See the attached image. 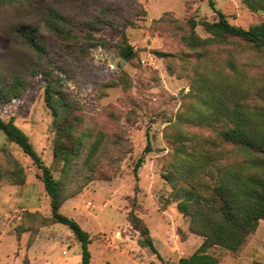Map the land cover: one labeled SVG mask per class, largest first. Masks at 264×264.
Returning <instances> with one entry per match:
<instances>
[{
  "label": "rangeland",
  "instance_id": "1",
  "mask_svg": "<svg viewBox=\"0 0 264 264\" xmlns=\"http://www.w3.org/2000/svg\"><path fill=\"white\" fill-rule=\"evenodd\" d=\"M214 1L215 9L233 25L248 29L264 21L263 14L254 13L241 0ZM49 7L62 9L79 23L100 18L108 24L93 33L96 40H90L84 27L74 28L73 40L64 39L45 29L43 17ZM215 9L209 0H44L39 11L29 14L18 5L0 6V80L19 76L28 83L18 99L0 107V116L15 119L55 178L63 180L65 195L73 194L60 212L90 234V264H174L203 242L189 230V218L177 210L178 199L164 178L173 155L166 135L190 84L183 74L189 68L182 72L177 60L172 74L171 58L158 55L184 50L177 31L155 21L166 16L182 23L190 17L213 22ZM28 24L39 26L43 34L42 56L17 33L18 27ZM197 32L206 36L202 27ZM122 34L136 51L129 62L118 54ZM51 69L65 78L63 91L80 119L79 129L91 136L88 143L99 139L101 144L90 164L78 161L67 177L62 163L53 157L65 110L59 99L56 114L47 107L45 82L35 72ZM1 150L21 163L26 183H4L0 188V264H81L83 248L71 230L47 221L51 205L41 171L0 132ZM141 156L144 162L135 173ZM6 166L0 152V168ZM131 212L149 229L160 257L141 244L139 231L129 221ZM209 253L219 264H264V222L237 253L220 247Z\"/></svg>",
  "mask_w": 264,
  "mask_h": 264
},
{
  "label": "trees",
  "instance_id": "2",
  "mask_svg": "<svg viewBox=\"0 0 264 264\" xmlns=\"http://www.w3.org/2000/svg\"><path fill=\"white\" fill-rule=\"evenodd\" d=\"M241 1L254 13L264 15V0ZM43 3L44 0H0V6L18 5L27 14L39 11ZM209 4L215 9L214 0H209ZM215 12L217 17L213 22L190 17L182 23L166 16L155 21L172 25L177 31L184 50L177 54L158 52V55L171 58L168 71L172 74L176 73L177 60L182 72L189 68V73L183 74L190 84L176 121L166 135L173 155L164 178L178 199L177 210L189 218V230L203 238L191 256L174 264H219V259L209 253L210 249L220 247L237 253L264 222V21L243 29L231 24L223 12L216 9ZM43 22L48 32L68 40L76 38V27L86 28L90 40H96L93 33L108 24L100 18L79 23L71 14L55 7L46 10ZM198 27H202L205 37L197 32ZM17 33L26 46L40 56L45 54L39 26L21 25ZM116 46L123 60L129 62L136 57L135 48L125 34ZM35 72L45 82L47 107L56 114L55 100L59 99L65 110L53 157L62 163V174L67 177L78 161L84 160L85 164L93 161L100 151V140L88 143L90 134L79 129L80 119L73 114L63 91L65 78L60 72L53 69ZM27 86L19 76L8 82L0 80V107L18 99ZM194 128L203 132L193 131ZM0 132L41 171L39 178L51 205V217L47 221L67 226L82 245L81 264H90V234L79 222L60 212L73 194L65 195L63 180L55 178L51 166L43 162L13 117L5 121L0 116ZM149 150L150 142L145 153ZM0 152L7 165L0 168V188L4 183L23 186L24 167L9 152ZM143 162L141 156L135 173ZM180 193L182 197L178 198ZM129 221L139 231L141 244L160 257L142 220L131 212Z\"/></svg>",
  "mask_w": 264,
  "mask_h": 264
},
{
  "label": "crops",
  "instance_id": "3",
  "mask_svg": "<svg viewBox=\"0 0 264 264\" xmlns=\"http://www.w3.org/2000/svg\"><path fill=\"white\" fill-rule=\"evenodd\" d=\"M260 226V225H259Z\"/></svg>",
  "mask_w": 264,
  "mask_h": 264
}]
</instances>
